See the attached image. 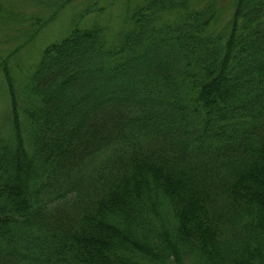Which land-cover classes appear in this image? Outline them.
Masks as SVG:
<instances>
[{
    "label": "trees",
    "instance_id": "1",
    "mask_svg": "<svg viewBox=\"0 0 264 264\" xmlns=\"http://www.w3.org/2000/svg\"><path fill=\"white\" fill-rule=\"evenodd\" d=\"M97 1L0 62V264H264V0Z\"/></svg>",
    "mask_w": 264,
    "mask_h": 264
},
{
    "label": "rangeland",
    "instance_id": "2",
    "mask_svg": "<svg viewBox=\"0 0 264 264\" xmlns=\"http://www.w3.org/2000/svg\"><path fill=\"white\" fill-rule=\"evenodd\" d=\"M51 0H0V62L12 49L15 51L7 66L18 74L24 72L39 56L42 47L63 35L69 23L72 12H77L84 4L94 0H71L67 7L55 15L52 12ZM206 3L210 0H198ZM218 8V19L215 27L223 28L229 21L231 0H211ZM103 10L96 18L107 25L111 30H116L125 18L127 6H134L141 0H107L97 1ZM53 13V15H51ZM228 20V21H227ZM35 22L40 29L32 37H27L35 27ZM26 40L28 42H26ZM26 42L25 46H18ZM16 74V73H15ZM1 75V73H0ZM8 96L0 77V121L9 108Z\"/></svg>",
    "mask_w": 264,
    "mask_h": 264
}]
</instances>
